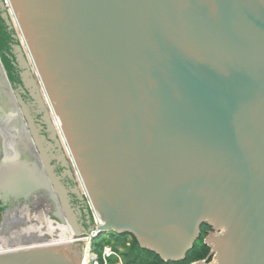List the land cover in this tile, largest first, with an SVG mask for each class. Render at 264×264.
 <instances>
[{
	"label": "water",
	"instance_id": "1",
	"mask_svg": "<svg viewBox=\"0 0 264 264\" xmlns=\"http://www.w3.org/2000/svg\"><path fill=\"white\" fill-rule=\"evenodd\" d=\"M0 200L71 237L0 264L179 262L202 225L190 264H264V0H0Z\"/></svg>",
	"mask_w": 264,
	"mask_h": 264
},
{
	"label": "trees",
	"instance_id": "2",
	"mask_svg": "<svg viewBox=\"0 0 264 264\" xmlns=\"http://www.w3.org/2000/svg\"><path fill=\"white\" fill-rule=\"evenodd\" d=\"M111 237L116 241L113 243ZM204 234H200V239L195 243L194 248L187 254L185 260L179 262H163L154 253L141 249L135 238L129 234L117 235L113 233H101L91 240V248L97 256L100 264L102 252L105 247H109L113 252L106 258V264H115L119 260L123 264H190L195 261L205 259L210 249L203 241Z\"/></svg>",
	"mask_w": 264,
	"mask_h": 264
},
{
	"label": "rangeland",
	"instance_id": "3",
	"mask_svg": "<svg viewBox=\"0 0 264 264\" xmlns=\"http://www.w3.org/2000/svg\"><path fill=\"white\" fill-rule=\"evenodd\" d=\"M1 203H3L4 208L2 209L0 207V248L6 246H13L14 244H19V243H22V245L30 244L29 242L37 240L36 239L37 226L35 225L32 226L30 221V220H35L36 217L35 214L31 210L21 211L19 207H16L15 204H12L11 202H9V204L6 205L3 201L0 200V204ZM9 226L12 229H10ZM61 227L62 226L59 227L55 226L54 228L56 230H52L53 229L52 228L51 236L48 235V231H46V233L43 232L44 234L43 237L46 240H50V241L51 240L59 241L63 239H68L69 236L67 233L60 232ZM9 232H11V235ZM111 241L115 243L116 239L111 237ZM115 264H123V263L119 260Z\"/></svg>",
	"mask_w": 264,
	"mask_h": 264
},
{
	"label": "flooded vegetation",
	"instance_id": "4",
	"mask_svg": "<svg viewBox=\"0 0 264 264\" xmlns=\"http://www.w3.org/2000/svg\"><path fill=\"white\" fill-rule=\"evenodd\" d=\"M0 207L2 209L4 208L3 203L0 204ZM29 220H30V218H29ZM30 221H31L32 226L35 225V226H37V228H39V229L36 228V232H37L36 239H38V240L45 239L43 237V235H44L43 232L46 233V231H48V235L51 236L52 235L51 229L53 228L52 230H56L54 228L56 222L51 215L47 216V217H43L42 219L41 218L38 219L35 217V220H30ZM64 229H65V227L62 226L60 229V232L66 233V231H64ZM210 231H211V229L209 227H207L206 225H202L200 227V234L201 233L204 234L203 239L207 236L208 232H210Z\"/></svg>",
	"mask_w": 264,
	"mask_h": 264
},
{
	"label": "built area",
	"instance_id": "5",
	"mask_svg": "<svg viewBox=\"0 0 264 264\" xmlns=\"http://www.w3.org/2000/svg\"><path fill=\"white\" fill-rule=\"evenodd\" d=\"M95 234H97L96 231L92 232L91 234L86 235L85 237L82 238V241L84 243L83 255H84L85 250L88 249L87 251H89V254L91 256V258L88 260L87 264H99L100 263L97 256L94 254V252L92 251V248H91V240L95 236ZM112 254H113V252L111 251V249L109 247H105L103 249V252H102L103 264H106V258Z\"/></svg>",
	"mask_w": 264,
	"mask_h": 264
},
{
	"label": "bare ground",
	"instance_id": "6",
	"mask_svg": "<svg viewBox=\"0 0 264 264\" xmlns=\"http://www.w3.org/2000/svg\"><path fill=\"white\" fill-rule=\"evenodd\" d=\"M64 231H66V233L68 234L69 238L68 239H63V240H59L58 242H64V241H68L71 239L70 237V233L68 232V228L65 226ZM91 258L89 251H87V249L84 252L83 255V259H82V264H87L88 260Z\"/></svg>",
	"mask_w": 264,
	"mask_h": 264
}]
</instances>
